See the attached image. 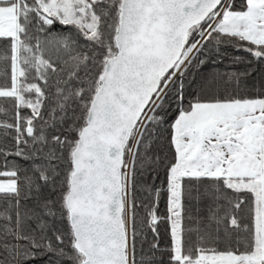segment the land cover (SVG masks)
Segmentation results:
<instances>
[{
	"label": "snow or ice",
	"instance_id": "1",
	"mask_svg": "<svg viewBox=\"0 0 264 264\" xmlns=\"http://www.w3.org/2000/svg\"><path fill=\"white\" fill-rule=\"evenodd\" d=\"M0 264H264V0H0Z\"/></svg>",
	"mask_w": 264,
	"mask_h": 264
},
{
	"label": "trees",
	"instance_id": "2",
	"mask_svg": "<svg viewBox=\"0 0 264 264\" xmlns=\"http://www.w3.org/2000/svg\"><path fill=\"white\" fill-rule=\"evenodd\" d=\"M221 70H223V69H221Z\"/></svg>",
	"mask_w": 264,
	"mask_h": 264
}]
</instances>
